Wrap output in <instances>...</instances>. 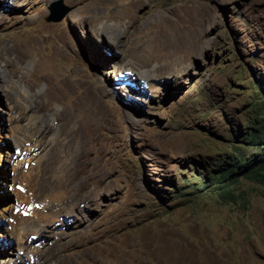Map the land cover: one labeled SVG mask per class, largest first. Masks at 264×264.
I'll list each match as a JSON object with an SVG mask.
<instances>
[{"label":"rangeland","instance_id":"rangeland-1","mask_svg":"<svg viewBox=\"0 0 264 264\" xmlns=\"http://www.w3.org/2000/svg\"><path fill=\"white\" fill-rule=\"evenodd\" d=\"M60 32L74 56L57 52ZM51 54L56 78L36 79ZM21 81L57 118L52 167L79 208L41 236L37 263L11 235L48 214L46 184L27 191L30 165L11 158ZM263 115L264 0H0V264H264V185L233 166L257 150L245 137ZM68 241L89 245L51 254Z\"/></svg>","mask_w":264,"mask_h":264},{"label":"bare ground","instance_id":"bare-ground-1","mask_svg":"<svg viewBox=\"0 0 264 264\" xmlns=\"http://www.w3.org/2000/svg\"><path fill=\"white\" fill-rule=\"evenodd\" d=\"M63 33H61L60 35L58 34L56 35V40L58 42V49H59L57 50V52L69 53L74 56L76 54V50L72 48L71 46L69 47L70 38H68V36L66 37L62 35ZM21 42L23 46L25 45L26 47L29 48V40L28 41L25 40ZM30 44H31V49L30 51L28 50L25 53V56L28 58L29 57L33 58L35 56L34 53L36 52L37 43L31 42ZM57 54H51L49 56H46L43 58V60H41L40 63H38V68L33 72V75L35 76L36 79H39V80L45 79L48 81L49 78H52V79L53 77L56 78L55 67L58 66L57 63L63 64V62L60 60V56H58ZM158 58L159 57L155 53L150 59H148L147 63L149 64L152 61H156L158 60ZM17 65H18L17 62L10 61V62L5 63L4 68L7 69V71H9L11 75H14L15 73H17ZM26 83L28 84L27 85L22 84V81L20 84L18 83L19 84L18 86L20 87V90L24 94V97H20L21 102L18 105V107H11L12 113H14V120L17 123V126L14 129L15 130L14 131L15 152L12 153L11 158L13 159V162L16 166L20 167L24 165V167H26V165H30V168L28 170H26V168L24 169L25 175L23 174L24 177L21 182L22 186L26 187L27 191H29V188H31L33 185L36 186L35 183H41V184L45 183L46 184V188L43 187V194L41 195L42 196L41 204L42 206L45 207V209L48 210V214L44 215V219H39V220L35 219L34 217L33 219L35 220H32V219L24 220L23 218H21L15 225L11 235L14 238V240L17 242V247L21 248L23 246H26L27 252L25 254L26 255L28 254L30 258L36 260L35 263H37V262H40L37 260L44 257V253L41 252L42 250L40 251V247H42L44 244L42 241L40 242L41 236H47L50 233L52 234L55 231H58L59 224H56V222L59 223L60 219L63 217L65 218V221L68 222V224L66 225L67 228H69L71 225H74L77 221L73 219V216L75 217L76 214L75 215H73V213L71 214L70 210L74 207L76 209L78 205L73 204L71 205V207H69V205L68 207L66 206L67 201L65 199H68V197H66L65 195L66 193L63 190L64 188L63 179L60 178L61 171L60 170L57 171L55 170L54 167H52V165L55 163L57 149L58 147L61 146L60 143L62 141L60 140V137L56 135L57 133H55V129H57L56 128L57 118L55 119L53 115H48L46 117L45 114L42 113V111L37 110V106H36L37 104L35 102L33 103V101L31 100L33 88L36 87L37 84L36 83L34 84L31 81L29 82L27 81ZM25 97H29V100ZM24 122H27L26 127L22 125V123ZM47 137H51V139L53 140L52 146L54 145V142L55 144L57 143V145H55L54 147L51 146L50 149H47L48 147H46L44 144H41L39 142V140L40 141L41 139L44 140ZM46 160H49V164H48L49 166L48 165L45 166ZM46 168L48 169V171H47V174L45 175L44 171ZM62 172H64L63 169H62ZM66 176L67 175L64 174L63 178H65ZM42 177H45V178L43 179ZM48 178L50 180L46 181ZM51 211H54L55 213ZM58 218L59 220H57ZM40 226H43V227L40 229ZM48 228L51 230H48ZM59 235L62 237V240L68 237V234L63 231L61 232V234L59 233ZM4 236L7 237L9 235L4 234ZM32 237L36 238L37 240L34 239L31 241ZM60 243L61 242L56 243L55 248H52V247L50 248V252H52L51 254H54L53 252L56 251L57 248H59L60 250L62 249L63 251H67V252H70V251L80 252L83 247H86V245H89V242H82V241H78V242L68 241L64 244H60ZM24 249H21V250L23 251ZM9 261L11 260L9 259Z\"/></svg>","mask_w":264,"mask_h":264},{"label":"trees","instance_id":"trees-1","mask_svg":"<svg viewBox=\"0 0 264 264\" xmlns=\"http://www.w3.org/2000/svg\"><path fill=\"white\" fill-rule=\"evenodd\" d=\"M259 85V84H258ZM253 126L250 127L251 131L246 134L245 139L248 145L255 146L257 150L248 158L243 156L239 158V162H235L233 165L239 173L245 174L249 179L264 185V115L258 117L254 122L251 123ZM238 160V159H237ZM232 171V170H231ZM196 176L202 178L200 174L196 173ZM184 181H188L185 179ZM208 186L212 187V190H216L215 182L212 180L208 182ZM206 185V180L201 181L193 189H198L199 187H204Z\"/></svg>","mask_w":264,"mask_h":264},{"label":"water","instance_id":"water-1","mask_svg":"<svg viewBox=\"0 0 264 264\" xmlns=\"http://www.w3.org/2000/svg\"><path fill=\"white\" fill-rule=\"evenodd\" d=\"M70 10V8L65 7L63 8V10L57 14H55L54 16H52L51 18H49V21H60L65 15L66 13Z\"/></svg>","mask_w":264,"mask_h":264}]
</instances>
